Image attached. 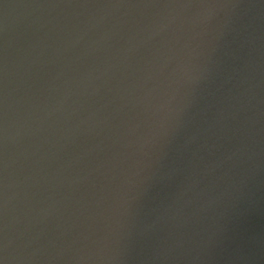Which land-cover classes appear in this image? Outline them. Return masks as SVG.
<instances>
[{"label":"water","instance_id":"95a60500","mask_svg":"<svg viewBox=\"0 0 264 264\" xmlns=\"http://www.w3.org/2000/svg\"><path fill=\"white\" fill-rule=\"evenodd\" d=\"M0 264H264V0H0Z\"/></svg>","mask_w":264,"mask_h":264}]
</instances>
